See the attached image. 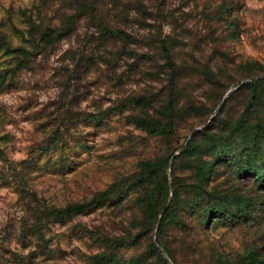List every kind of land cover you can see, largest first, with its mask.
<instances>
[{
    "label": "rangeland",
    "instance_id": "obj_1",
    "mask_svg": "<svg viewBox=\"0 0 264 264\" xmlns=\"http://www.w3.org/2000/svg\"><path fill=\"white\" fill-rule=\"evenodd\" d=\"M0 264H264V0H0Z\"/></svg>",
    "mask_w": 264,
    "mask_h": 264
},
{
    "label": "trees",
    "instance_id": "obj_2",
    "mask_svg": "<svg viewBox=\"0 0 264 264\" xmlns=\"http://www.w3.org/2000/svg\"><path fill=\"white\" fill-rule=\"evenodd\" d=\"M109 33L111 34V36L113 37H118V38H121V37H125L126 39L129 38V36L121 31H118V32H112V31H109ZM169 61H171L169 59ZM145 126L149 129H152V126L149 125L148 123L145 124ZM160 126H157L156 128L158 129ZM155 129V128H154ZM195 142V140H193ZM215 141H213L214 143ZM193 149V145L190 143L185 149L184 151H181V153L177 156L174 157L173 156V160L176 161L178 157H182V156H186L188 153H190ZM252 170L251 171H255V169L251 168ZM208 177H206L207 179ZM143 195H146V192L144 190V193ZM105 196V195H103ZM105 203L103 201V197L100 198H96L94 201H92L91 203L89 204H76V205H70L68 206L63 212L66 213V215L68 216H73V215H79V214H83L84 212H86V210L88 208H98V207H102L104 206ZM223 209H224V205L220 202V203H214L206 212V216L207 217H213L214 215L216 214H221L223 212ZM164 212L165 214H168L169 213V208H165L164 209Z\"/></svg>",
    "mask_w": 264,
    "mask_h": 264
},
{
    "label": "water",
    "instance_id": "obj_3",
    "mask_svg": "<svg viewBox=\"0 0 264 264\" xmlns=\"http://www.w3.org/2000/svg\"><path fill=\"white\" fill-rule=\"evenodd\" d=\"M177 155H179V154H177Z\"/></svg>",
    "mask_w": 264,
    "mask_h": 264
}]
</instances>
